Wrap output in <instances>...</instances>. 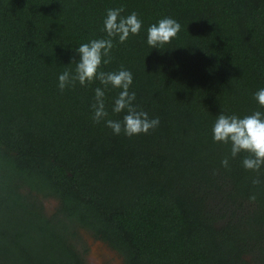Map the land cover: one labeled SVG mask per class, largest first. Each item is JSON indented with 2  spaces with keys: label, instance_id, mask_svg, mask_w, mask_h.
<instances>
[{
  "label": "trees",
  "instance_id": "1",
  "mask_svg": "<svg viewBox=\"0 0 264 264\" xmlns=\"http://www.w3.org/2000/svg\"><path fill=\"white\" fill-rule=\"evenodd\" d=\"M120 5L145 27L182 25L165 49L142 32L112 51L105 70L130 69L136 103L160 119L133 137L93 122L98 82L57 87ZM260 87L264 0H0V264H86L82 230L121 264H264V168L211 134L221 111L255 110Z\"/></svg>",
  "mask_w": 264,
  "mask_h": 264
},
{
  "label": "clouds",
  "instance_id": "2",
  "mask_svg": "<svg viewBox=\"0 0 264 264\" xmlns=\"http://www.w3.org/2000/svg\"><path fill=\"white\" fill-rule=\"evenodd\" d=\"M123 5L106 9L101 32L105 35L88 39L72 48L75 53L69 63L75 62L74 68H65L57 76L60 91L75 86L93 88L90 104L91 118L94 123L103 122L114 135L123 133L133 137L148 134L160 124L158 116L149 113L136 103L133 90V72L120 65L115 70H105L112 62V51L117 43L124 44L130 37L145 33L147 45L153 49H165L178 37L181 23L172 16H163L145 27L144 20L135 11L124 15ZM118 90L111 98L110 110L108 92ZM258 107L250 113L238 115L221 111L211 127L212 140L230 146L229 156L235 158L246 153L242 166L250 171L259 172L264 168V87L253 94ZM117 116L118 118H112ZM229 156L221 159L222 167H229ZM253 180V183H258Z\"/></svg>",
  "mask_w": 264,
  "mask_h": 264
},
{
  "label": "rangeland",
  "instance_id": "3",
  "mask_svg": "<svg viewBox=\"0 0 264 264\" xmlns=\"http://www.w3.org/2000/svg\"><path fill=\"white\" fill-rule=\"evenodd\" d=\"M58 206L55 198L44 199V208L47 214L53 212ZM85 242L88 244V251L84 254L86 264H121L122 257L105 242L94 239L90 234L81 231ZM248 264H258L253 256L249 255Z\"/></svg>",
  "mask_w": 264,
  "mask_h": 264
}]
</instances>
